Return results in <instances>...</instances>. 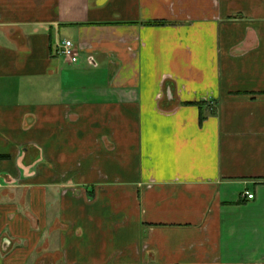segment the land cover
<instances>
[{"label":"crops","instance_id":"0c3cea01","mask_svg":"<svg viewBox=\"0 0 264 264\" xmlns=\"http://www.w3.org/2000/svg\"><path fill=\"white\" fill-rule=\"evenodd\" d=\"M0 264H264V0H0Z\"/></svg>","mask_w":264,"mask_h":264},{"label":"built area","instance_id":"2783aa9c","mask_svg":"<svg viewBox=\"0 0 264 264\" xmlns=\"http://www.w3.org/2000/svg\"><path fill=\"white\" fill-rule=\"evenodd\" d=\"M59 53L64 56L71 63H78L80 52L75 43L70 39H65L61 42L59 47ZM92 58H88L89 63L92 62ZM248 198H252L253 194L246 192Z\"/></svg>","mask_w":264,"mask_h":264}]
</instances>
